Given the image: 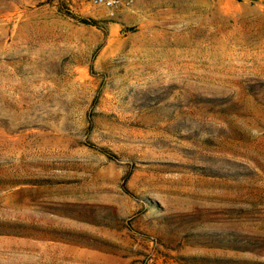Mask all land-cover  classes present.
Returning a JSON list of instances; mask_svg holds the SVG:
<instances>
[{"label": "rangeland", "instance_id": "obj_1", "mask_svg": "<svg viewBox=\"0 0 264 264\" xmlns=\"http://www.w3.org/2000/svg\"><path fill=\"white\" fill-rule=\"evenodd\" d=\"M0 0V264H264V0Z\"/></svg>", "mask_w": 264, "mask_h": 264}, {"label": "built area", "instance_id": "obj_2", "mask_svg": "<svg viewBox=\"0 0 264 264\" xmlns=\"http://www.w3.org/2000/svg\"><path fill=\"white\" fill-rule=\"evenodd\" d=\"M130 0H126L129 2ZM94 4L102 5L106 8H114L121 3L120 0H92Z\"/></svg>", "mask_w": 264, "mask_h": 264}]
</instances>
